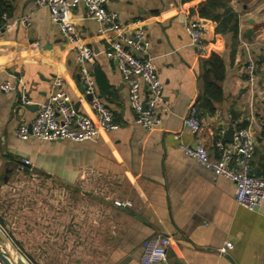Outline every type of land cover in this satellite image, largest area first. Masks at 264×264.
Returning a JSON list of instances; mask_svg holds the SVG:
<instances>
[{"label": "crops", "instance_id": "0c3cea01", "mask_svg": "<svg viewBox=\"0 0 264 264\" xmlns=\"http://www.w3.org/2000/svg\"><path fill=\"white\" fill-rule=\"evenodd\" d=\"M7 5L11 20L27 13L32 19L28 25L16 22L0 42V189L20 172L25 158L30 160L25 169L66 184L107 181L111 189H94L99 208L103 205L109 214L107 264H143V242L160 234L172 238L168 259L176 264H264V203L256 211L238 205L234 181L180 147L202 142L218 158L219 137L230 142L235 125L250 128L256 140L252 173L264 177V0H111L108 8L121 23L142 21L147 29L150 46L139 55L153 61L163 83L157 106L162 122L152 131L136 123L128 85L107 52L106 36L86 6L79 5L74 21L84 43L96 52V90L118 124L85 142L22 140L15 134L47 101L57 74L64 77L78 111L91 115L92 109L76 53L50 11L37 0H8ZM188 21L206 25L205 54L192 45ZM35 41L42 47L32 55ZM213 55L224 67L217 81L222 99L212 100L214 110L203 107ZM251 60L257 65L254 79ZM6 80L13 83L11 93L1 88ZM23 96L29 103L23 104ZM196 101L203 123L199 134L183 120ZM115 199L129 204L117 206ZM227 242L232 246L223 252Z\"/></svg>", "mask_w": 264, "mask_h": 264}, {"label": "built area", "instance_id": "2783aa9c", "mask_svg": "<svg viewBox=\"0 0 264 264\" xmlns=\"http://www.w3.org/2000/svg\"><path fill=\"white\" fill-rule=\"evenodd\" d=\"M110 2L111 0H37L39 7L50 11L52 21L60 27L64 39L76 53L85 93L92 97L90 102L92 114L78 111L65 89L64 77L57 74L53 79L47 101L37 109L33 121L15 129V134L20 139L28 140L34 137L46 141H95L101 132L118 129L113 111L96 90L93 76L96 52L84 43L74 21V11L81 4L86 6L89 18L100 24V32L106 36L107 52L116 59L123 79L128 85L136 123L146 131H152L162 122V117L157 113V106L163 100V83L153 61L140 56L147 54L150 46L147 29L142 21H135L128 25L121 23L117 13L108 8ZM31 19L32 13H27L16 20H11L0 1V42L16 22L20 21L28 25ZM131 26L134 27L131 28ZM205 28L206 25L199 21L186 23L192 45L202 54L207 51ZM41 47V41L32 42V55L37 54ZM248 69L250 78L254 79L256 63L251 60ZM1 88L4 92L11 93L14 87L10 80H6ZM22 101L23 104L29 103L27 96H23ZM183 120L185 126L194 134H199L203 130L197 101L190 106ZM215 145L219 151L218 158H213L208 147L202 142L194 145L181 143L180 147L216 175H222L234 181L238 205L250 211L261 208L264 203V177L252 173V162L256 151L253 131L250 128L235 125L232 141L227 142L224 137H219ZM28 164L30 160L23 159L20 172ZM114 204L126 206L129 202L115 199ZM171 244L172 238L164 234L145 240L141 262L143 264H176L168 259V249ZM231 246L232 242H227L222 251L225 252L226 248ZM0 264L4 263L0 260Z\"/></svg>", "mask_w": 264, "mask_h": 264}, {"label": "rangeland", "instance_id": "374dc122", "mask_svg": "<svg viewBox=\"0 0 264 264\" xmlns=\"http://www.w3.org/2000/svg\"><path fill=\"white\" fill-rule=\"evenodd\" d=\"M111 188L107 181L66 184L30 169L16 174L0 189V225L18 255L12 251L13 258L18 264H107L109 214L94 189Z\"/></svg>", "mask_w": 264, "mask_h": 264}, {"label": "trees", "instance_id": "16d2710c", "mask_svg": "<svg viewBox=\"0 0 264 264\" xmlns=\"http://www.w3.org/2000/svg\"><path fill=\"white\" fill-rule=\"evenodd\" d=\"M2 2V8L6 10L8 0H0ZM8 12V11H7ZM224 67L221 61V58L217 55H213L210 61L207 63V71L205 75L206 81V94H207V103L203 104V107H209L214 110L215 106L212 103V100H221L222 99V89L217 84V81L223 78ZM215 79V80H214Z\"/></svg>", "mask_w": 264, "mask_h": 264}, {"label": "water", "instance_id": "95a60500", "mask_svg": "<svg viewBox=\"0 0 264 264\" xmlns=\"http://www.w3.org/2000/svg\"><path fill=\"white\" fill-rule=\"evenodd\" d=\"M228 135H230V141H232L233 129L230 130ZM0 242L2 243L4 248V251L0 249V260L4 264H18L17 261L13 258L14 255L11 253L12 251L15 253V248L12 246L9 237L5 234V232L2 230L1 227H0ZM16 256L18 255L16 254Z\"/></svg>", "mask_w": 264, "mask_h": 264}, {"label": "bare ground", "instance_id": "6f19581e", "mask_svg": "<svg viewBox=\"0 0 264 264\" xmlns=\"http://www.w3.org/2000/svg\"><path fill=\"white\" fill-rule=\"evenodd\" d=\"M15 255H16V254H15ZM15 259H17V258H15ZM21 259H23V258H21ZM22 261H23L25 264H27V263L25 262V260H24V259H23Z\"/></svg>", "mask_w": 264, "mask_h": 264}]
</instances>
